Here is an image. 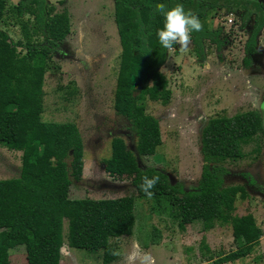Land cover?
I'll return each mask as SVG.
<instances>
[{"label": "trees", "instance_id": "trees-1", "mask_svg": "<svg viewBox=\"0 0 264 264\" xmlns=\"http://www.w3.org/2000/svg\"><path fill=\"white\" fill-rule=\"evenodd\" d=\"M161 3L167 8L181 4L199 18L202 29L191 33V43L200 60L205 58L206 43L213 44L217 51L228 44L219 26L209 27L212 11L235 14L238 7H245L241 2L230 6L229 0L114 1L121 61L113 109L136 140L132 152L122 136H114L111 156L103 161L104 171L111 177L130 179L136 197L142 199L148 197L140 189L141 178L158 176L151 190L154 211L175 219L182 232L196 223H201L203 232L216 224H230L234 251L212 258L205 240H201L206 261L215 259L211 264H228L249 256L264 232L251 214H234L236 200L246 199L247 194L241 185H224L227 172L222 165L244 159L243 146L253 144V152L259 153L262 119L257 111L210 118L201 130L202 171L197 186L191 190L180 182L172 184L164 171L140 165V158L152 155L162 143L159 121L145 112V102L167 104L171 95L167 81L159 77L169 51L157 36L164 22L156 11V5ZM260 7L255 3L252 10L240 15V27L245 28L250 15L255 14L244 51L246 68L257 53L256 38L264 27ZM7 9V0H0V26L9 11L21 23L24 42L13 44L0 30V147L20 152L21 168L18 177L0 180V264H10L9 250L18 246L25 249L26 264H60L64 246L103 250L102 264H111L117 254L109 240L132 235L134 197L69 198L70 178L77 182L83 176V141L74 122L45 121L42 117L44 77L50 70L51 53L69 34L68 13H56L47 0H19L11 10ZM24 15L31 20L21 22ZM18 47L25 50L23 54Z\"/></svg>", "mask_w": 264, "mask_h": 264}, {"label": "rangeland", "instance_id": "rangeland-1", "mask_svg": "<svg viewBox=\"0 0 264 264\" xmlns=\"http://www.w3.org/2000/svg\"><path fill=\"white\" fill-rule=\"evenodd\" d=\"M18 1L7 0V8L11 10ZM47 1L56 13H68L70 31L51 53L50 70L44 77L42 117L45 121L74 122L84 146L83 176L77 182L70 178L69 198L106 200L132 196L135 200L132 235L109 240L117 254V260L111 264H128V256L133 252L140 258L147 254L151 258L148 264H211L215 259L206 261L202 256V239L212 258L234 251L236 244L230 224H216L203 232L201 223H196L182 232L175 219L154 211L151 198L136 197L130 179L111 177L104 171L103 161L111 156L114 136H122L132 152L136 140L128 124L113 109L121 61L114 22L115 0ZM4 19L0 30L8 34L11 43L24 42L21 23L9 11ZM26 20L31 18L21 17V22ZM240 24V15L213 10L209 27L219 26L228 39L221 51L206 43L205 58L200 60L191 42L187 50L178 44L169 49L159 77L167 81L170 99L167 104L145 102V112L159 121L162 143L152 155L141 157L139 163L164 171L174 184L180 182L186 190H191L197 186L202 171L200 140L207 121L257 111L262 119L259 153L253 152V144L243 146L244 159L222 166L227 172L224 185H241L247 194L246 199L236 200L234 214H251L264 232V28L258 37L260 51L252 56L251 68H246L243 47L253 18L245 28ZM17 50L22 54L25 51L21 47ZM20 168L21 153L0 147V180L18 177ZM66 232L67 220H64V235ZM9 258L10 264H26L24 247L10 249ZM102 260L103 250L66 247L60 264H102ZM228 264H264V235L249 256Z\"/></svg>", "mask_w": 264, "mask_h": 264}, {"label": "clouds", "instance_id": "clouds-1", "mask_svg": "<svg viewBox=\"0 0 264 264\" xmlns=\"http://www.w3.org/2000/svg\"><path fill=\"white\" fill-rule=\"evenodd\" d=\"M156 11L164 18L163 27L157 30L161 46L171 50L174 44H178L182 49L187 50L191 42V33L202 29L199 18L191 11H185L181 4H177L172 8H167L162 3L157 4ZM141 180V191L148 198H151L154 194L151 190L158 183L159 177L154 176L149 178L145 175ZM150 259L147 254H144L143 258H140L133 252L128 256V264H136L137 260H139V264H148Z\"/></svg>", "mask_w": 264, "mask_h": 264}, {"label": "flooded vegetation", "instance_id": "flooded-vegetation-1", "mask_svg": "<svg viewBox=\"0 0 264 264\" xmlns=\"http://www.w3.org/2000/svg\"><path fill=\"white\" fill-rule=\"evenodd\" d=\"M222 1V0H221ZM239 3V2H241V4H244V8L243 7H238L237 8V10H236V13L235 14H238V15H241L243 12H245V10H252L253 8H254V4L255 3H257V4H259L261 7H260V10L262 11V16H263V19H264V0H229V5L230 6H232L233 5V3ZM222 3V2H221ZM239 12H240V14H239ZM253 18V22H254V18H255V14L254 13H252L251 15H250V20ZM229 23H232V20H231V22H229ZM247 27V26H246ZM264 28V27H263ZM252 29V28H251ZM262 31V30H261ZM260 31V32H261ZM250 32H251V30H250ZM260 34V33H259ZM259 34L257 35V38H256V50H257V53L256 54H258V52L260 51V50H258V37H259ZM249 37H250V34H249V36H248V38H247V40L249 39ZM247 40H246V42H245V44H244V50H243V52L245 51V46L247 45L246 43H247ZM255 55V54H254ZM251 58H252V56H251ZM251 63H252V60H251ZM251 66H252V64H251ZM251 66L249 67V68H251ZM246 154V153H245ZM252 180V179H251Z\"/></svg>", "mask_w": 264, "mask_h": 264}, {"label": "water", "instance_id": "water-1", "mask_svg": "<svg viewBox=\"0 0 264 264\" xmlns=\"http://www.w3.org/2000/svg\"><path fill=\"white\" fill-rule=\"evenodd\" d=\"M168 177H169L170 180H172L171 177H170V175H168ZM172 184H174V183L172 182ZM60 252H61V254L65 253L66 252V247L65 246L62 247L61 250H60Z\"/></svg>", "mask_w": 264, "mask_h": 264}, {"label": "built area", "instance_id": "built-area-1", "mask_svg": "<svg viewBox=\"0 0 264 264\" xmlns=\"http://www.w3.org/2000/svg\"><path fill=\"white\" fill-rule=\"evenodd\" d=\"M229 20V22H231V19H228Z\"/></svg>", "mask_w": 264, "mask_h": 264}]
</instances>
